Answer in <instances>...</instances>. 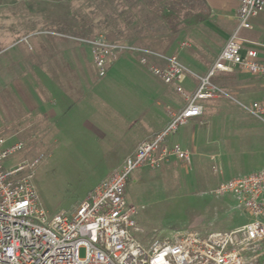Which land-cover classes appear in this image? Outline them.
I'll return each instance as SVG.
<instances>
[{
    "label": "built area",
    "instance_id": "2783aa9c",
    "mask_svg": "<svg viewBox=\"0 0 264 264\" xmlns=\"http://www.w3.org/2000/svg\"><path fill=\"white\" fill-rule=\"evenodd\" d=\"M262 12L264 0H240L236 27L204 76L190 70L176 54L111 39L105 33L77 38L90 47L99 77L106 76L123 54L139 53L140 63L183 94L186 106L173 112L163 130L143 140L71 212L50 214L44 206L35 183L43 155L7 166L6 161L24 150L25 143L12 142L0 134V264H264V169L221 181L211 190L216 197L235 196L247 218L230 230L183 231L172 238L157 231L147 238L136 220L137 209L126 198L134 170L159 169L173 159L192 165L191 151L177 143L170 145L167 140L192 118L204 114L205 100L234 99L214 81L218 73L264 77L259 53L243 45V31L250 29L252 19ZM188 76L198 80L192 93L182 85ZM239 103L264 123V101ZM81 249H85L83 257Z\"/></svg>",
    "mask_w": 264,
    "mask_h": 264
},
{
    "label": "crops",
    "instance_id": "0c3cea01",
    "mask_svg": "<svg viewBox=\"0 0 264 264\" xmlns=\"http://www.w3.org/2000/svg\"><path fill=\"white\" fill-rule=\"evenodd\" d=\"M205 2L203 15L196 13L195 24L173 35L164 52L155 48L178 55L200 76L208 73L236 27L240 5V0ZM5 6L0 1V85L10 90L7 95L12 99L18 134L90 130L92 139L101 144L106 164L114 167L109 176L143 140L163 130L173 112L186 106L184 95L173 85L151 76L140 63L139 53L123 54L106 76L99 77L88 45L77 37L55 32L54 25L36 14L15 16L14 28L5 27L8 17L1 13ZM25 37L28 40H23ZM243 37L244 47L257 50L264 61V12L252 19V27L243 31ZM9 43L18 44L9 52ZM214 81L223 88L235 89L243 98H253L250 102L264 101V77L218 73ZM182 85L192 93L198 80L188 76ZM221 98L205 100L204 114L192 118L167 140L170 145L177 143L191 151L193 167L215 156L211 154L214 118L221 114L231 123L235 121L233 113L224 110ZM247 132L261 137L263 130H257L251 122ZM257 142L262 144L263 139ZM174 161L181 162L173 159L166 165ZM261 169L264 166L256 170Z\"/></svg>",
    "mask_w": 264,
    "mask_h": 264
},
{
    "label": "rangeland",
    "instance_id": "374dc122",
    "mask_svg": "<svg viewBox=\"0 0 264 264\" xmlns=\"http://www.w3.org/2000/svg\"><path fill=\"white\" fill-rule=\"evenodd\" d=\"M0 1L6 3L1 13L8 17L3 24L10 29L14 28L15 16L36 14L70 32L84 29L89 36L105 33L111 39L116 36L122 41L131 34L145 37V42L138 43L162 52L173 38L169 26L148 6V0ZM129 21L131 24L127 25ZM17 44L8 45L7 51H12ZM224 88L234 99L223 97L222 105L225 111L233 113L235 121L231 123L221 114L214 118L211 127L215 130L211 146L214 157L195 167L174 161L159 169L143 167L130 174L126 198L137 209L136 220L147 238L157 231L172 238L177 232L230 230L247 222L235 196L216 197L210 192L221 181L264 166V154H259L264 150V123L239 103H250L253 98H243L235 89ZM6 89L0 85V134L12 142L25 143V149L10 157L6 165L43 155L36 169L35 183L44 206L50 214L73 211L114 167L106 164L108 160L102 157L101 144L92 139L90 130L70 134H18L11 110L12 99ZM251 122L257 130H263L261 137L247 132ZM261 138L262 144L257 142ZM80 254L83 257L85 249Z\"/></svg>",
    "mask_w": 264,
    "mask_h": 264
},
{
    "label": "trees",
    "instance_id": "16d2710c",
    "mask_svg": "<svg viewBox=\"0 0 264 264\" xmlns=\"http://www.w3.org/2000/svg\"><path fill=\"white\" fill-rule=\"evenodd\" d=\"M205 4V0H148V6L150 8H153L154 13L169 26L171 34L173 35L178 34L183 28H187L195 24L196 13H199V15H203ZM129 24H131L130 21L127 22V25ZM55 32L71 35L77 38L92 37L89 36V34L86 33L84 29L76 32H70L66 28L55 27ZM146 39L147 38L145 37H136L131 34L123 42L156 50L150 45L138 43L139 41L145 42Z\"/></svg>",
    "mask_w": 264,
    "mask_h": 264
}]
</instances>
